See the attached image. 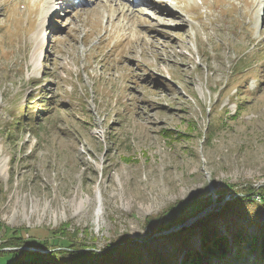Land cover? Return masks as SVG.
I'll use <instances>...</instances> for the list:
<instances>
[{
    "label": "rangeland",
    "instance_id": "1",
    "mask_svg": "<svg viewBox=\"0 0 264 264\" xmlns=\"http://www.w3.org/2000/svg\"><path fill=\"white\" fill-rule=\"evenodd\" d=\"M172 1L0 0V244L68 225L98 264L257 260L264 0Z\"/></svg>",
    "mask_w": 264,
    "mask_h": 264
},
{
    "label": "trees",
    "instance_id": "2",
    "mask_svg": "<svg viewBox=\"0 0 264 264\" xmlns=\"http://www.w3.org/2000/svg\"><path fill=\"white\" fill-rule=\"evenodd\" d=\"M236 66L237 64L235 65V67ZM36 101L37 99H35L34 103ZM34 103L29 104V106L28 105L23 106L19 113L22 116V120H23L22 122H24L25 120L28 121L27 124L30 126V128H33L35 124L33 123V120L29 116L27 117V114L30 112L32 108L36 107L35 105H32ZM40 107H42L43 109L46 108V106L43 104L40 105ZM20 122L21 121L19 119L18 121L16 120L14 122L15 128L12 127V129H10L9 131L10 134L12 133L15 134L17 132L18 130L17 128L19 127V125L21 126L23 124ZM225 192H232V190L230 188L228 190L225 189ZM252 192H250V195ZM255 195H257L258 198L262 200L261 202L264 203V190L256 192ZM210 204L211 203H209L208 205ZM228 206L230 207L231 205H228ZM182 208L183 207H179L178 210H181ZM202 210L203 209L201 208L199 210V213ZM184 222L185 220L181 219L179 224H183ZM176 224L177 223L170 222L168 225L161 228L160 231H168L171 228L175 227ZM198 226L201 229L203 236H205L207 225L201 223ZM198 226H194V229L195 227H198ZM68 228H69L68 225H63L62 227L56 230H48L50 234L52 235V237L57 238L60 241L58 240L59 243L56 245H52L50 243H46L42 245L41 247L42 250L49 251L45 254H41V253L34 252V251L33 252L21 251L20 249L22 247H34L33 246L34 244L26 241V239L24 238L22 234V232L24 231L23 229H18L14 232V234L11 237H9V239H7L5 242H2L0 244V255L5 254L6 252L8 254H12L13 258L17 259L16 264H46L50 258H52V260H55L52 264H63V263L57 262V258L59 256L61 257V255L63 257H66V256L70 257L69 261L71 262V264H98L97 260L100 257L99 254L95 253L94 250H88L87 248H83L85 247V245L83 243H78V241L76 240L77 239L76 235L71 234L68 231ZM184 230H188V229L186 228ZM223 242L224 241H222V239H219L218 241L213 242L211 246L209 244V247L206 249L209 253L212 254L215 261H218L219 262L218 264H231L232 262H234V260L235 261L239 259L241 260V258L244 256V254L241 252H239L237 255L234 256V260H232L233 258L228 257L229 249L228 247H225ZM249 246H250L251 252L256 253V256H257V260L254 261V264L264 263V226L261 229L259 237L254 236L250 239ZM14 248L18 250H12V251L6 250V249H14ZM106 252H108L106 254L107 256H112V254L114 253V250L107 249ZM21 257H26V258L22 260ZM28 257L32 259L29 261ZM183 263H186V261L184 260ZM188 263L189 264H202V260L200 257L194 256L190 258ZM166 264H169V263H166Z\"/></svg>",
    "mask_w": 264,
    "mask_h": 264
},
{
    "label": "water",
    "instance_id": "3",
    "mask_svg": "<svg viewBox=\"0 0 264 264\" xmlns=\"http://www.w3.org/2000/svg\"><path fill=\"white\" fill-rule=\"evenodd\" d=\"M7 251H12V250H18V249H6ZM21 251H29V252H37V250H35V249H33V248H28V247H22L21 249H20Z\"/></svg>",
    "mask_w": 264,
    "mask_h": 264
},
{
    "label": "bare ground",
    "instance_id": "4",
    "mask_svg": "<svg viewBox=\"0 0 264 264\" xmlns=\"http://www.w3.org/2000/svg\"><path fill=\"white\" fill-rule=\"evenodd\" d=\"M143 1V0H142ZM167 11V10H166ZM161 14V13H160ZM159 16V15H158ZM157 19V18H156ZM160 21V20H159Z\"/></svg>",
    "mask_w": 264,
    "mask_h": 264
}]
</instances>
